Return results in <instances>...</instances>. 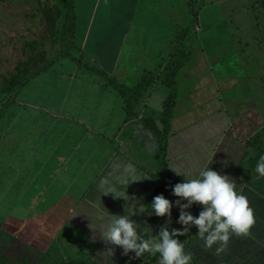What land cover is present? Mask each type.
<instances>
[{
	"label": "rangeland",
	"instance_id": "1",
	"mask_svg": "<svg viewBox=\"0 0 264 264\" xmlns=\"http://www.w3.org/2000/svg\"><path fill=\"white\" fill-rule=\"evenodd\" d=\"M67 9L68 0H0V112L9 101L14 102L0 118V264H16L14 260L31 264L37 253L41 257L35 258L36 264H60L63 253H71L59 244L69 212H55L66 193H81L87 175L81 172L75 176L72 172L64 182L59 180V167L55 166L60 156L53 157L54 144L59 141L50 138L55 128H44L46 136L42 140L47 145L33 149L43 136L36 123L45 120L47 126L45 112L50 113L51 122L59 121L53 116L59 109L68 110L71 115L77 112L83 122H92L95 113L103 108L118 111L108 100L112 92L121 99L123 96L109 85V80L115 78L125 85L122 79L128 60L122 56L115 72L109 69L120 47L119 38L130 22L148 36L143 44L146 39L148 44L154 41L165 54L171 41L175 46V35L192 26L193 32L183 45L185 49L191 45L196 50L203 49V68L213 71V77L207 75L204 79L214 82L208 89L217 91V81L213 80L216 74L222 83L232 85L233 89L225 95L227 100L239 101L255 91L264 109V0H76L77 39L87 40L91 30L86 51L78 47L76 39L74 47L71 44ZM134 39L138 44L139 38ZM150 60L137 58L135 68L152 70L154 64L149 65ZM173 61H166V68L160 72L162 77ZM31 77L15 96L19 83ZM138 84L125 85L130 90L126 89L129 111L155 86L152 83L142 90ZM225 89L221 91L226 93ZM157 92L164 94L161 89L151 93ZM18 100L22 108L17 105ZM222 103L226 105L225 100ZM23 107L36 114L30 117ZM72 125L68 135L76 138L82 126ZM47 218L50 225L43 226ZM66 231L61 238L71 240L74 232ZM70 245L65 246H74ZM85 252L77 246L71 254L78 258ZM68 256L67 259L79 260ZM85 259L87 264H93Z\"/></svg>",
	"mask_w": 264,
	"mask_h": 264
},
{
	"label": "crops",
	"instance_id": "2",
	"mask_svg": "<svg viewBox=\"0 0 264 264\" xmlns=\"http://www.w3.org/2000/svg\"><path fill=\"white\" fill-rule=\"evenodd\" d=\"M96 17L97 13L93 22ZM90 33L91 30L87 40L83 38L81 42L76 36L78 47L84 51L87 50ZM195 35L198 37L199 33ZM137 37L139 45L134 39ZM144 38H148L145 31L130 22L128 30L123 31L122 37L119 38L120 47L116 56L112 57L109 71L115 72L118 62L124 56L128 60L126 64L128 70L122 79L125 85L139 83L145 72H152L157 79L153 82L155 86L151 92L161 89L164 94L149 91L146 98L135 103L133 111L129 114L124 100L118 94L108 91L107 94L111 93L108 101L115 104L118 111L115 108H103L95 113L92 122H83L85 120H81L82 115L77 112L71 115L68 110L59 109L53 113V116L60 120L63 118L65 121L51 122L50 113L45 112V116H48L47 126L44 125L45 120L36 123L43 136L39 144L31 147L33 149L39 146L45 148L47 145V141L42 140L46 136L44 128L48 130L55 128L50 138L51 141H59L54 144L53 149V157L60 156L58 166H55L59 167V180L64 182L65 176H70L72 172L75 176L80 175L81 172L87 175L85 182L81 184V193L78 191L72 196L66 193L64 199L57 205L59 209L55 212H69V215L65 216L66 222L62 225L61 235H66V229L71 233L74 232V237H70L71 240H66V237L61 238L60 235L59 244L71 253L75 252L77 246L81 251H86L85 255H79L77 258L75 254H66L62 250L64 260H67L68 255L77 259L87 258L93 264H122L127 259L128 261L139 259L140 257H136L134 252L125 254L120 246L112 245L104 238L110 223L108 213L127 216L126 207L134 206L135 212L129 216V219L138 226L137 233L144 237L153 236L155 229L165 225L169 228L182 226L177 223L181 209L175 202L184 204L187 201L173 195L172 189L176 183L184 182L185 178L177 176L171 168L186 173L190 178H196L199 172L207 167L228 175L236 182L237 190L242 191L249 200L254 223L247 235L232 236L227 248L219 254L216 253L215 246L211 250H205L202 247L203 241L199 237L196 238L188 250L192 258L199 264H238V262L250 264L263 260L264 178L254 179L257 175L255 172L257 160L264 154V134L262 133L261 149L257 147L256 138L264 129V109L260 105V97L254 91L239 101L235 100L236 98L227 100L225 95L233 89L232 85L222 83L216 74L213 80L217 81V91L214 92L213 88L209 90L208 86L214 82L204 79L207 75L212 76L213 71L209 69L207 72L203 68L205 66L202 60L203 49L196 50L193 45L185 49L190 56L175 77L178 95L166 144L169 175L163 174V165L159 158L162 148L160 137L146 119L152 120L154 125L162 130L163 103L170 94L171 88L162 81L164 76L162 77L163 73L160 72L166 68V61L172 60L174 44L171 41L172 46L165 54L154 41H149L148 44L146 39L143 44ZM196 41L201 43L200 40ZM198 47L201 48L202 45ZM151 52H154V55L151 56ZM192 57L194 60L190 61ZM137 58L147 60L152 58L151 63L147 62L149 65L154 64L152 70L142 66H138L139 69L135 68ZM232 81L234 83V80ZM250 84L253 85L251 82ZM221 88H226V93H223ZM223 100L226 105L222 103ZM20 104L19 101L17 105L22 108ZM22 110L29 112L30 117L36 114L28 108ZM36 110L43 112L37 108ZM73 123L82 126L77 130L76 138H73L71 133L68 135ZM167 180H172L175 184L163 193L164 187L169 185ZM114 193L123 196L115 197ZM160 194L173 202L170 216L158 217L142 210L153 197ZM185 211L197 216L201 211V205L193 204ZM49 225L50 221L47 218L43 226ZM190 227L194 228V226ZM66 244L74 246L68 247L65 246ZM109 249L112 250V254L108 252ZM40 257V253H37L31 258L34 261L30 263L36 264L35 258L40 259ZM14 262L20 264V261L14 260Z\"/></svg>",
	"mask_w": 264,
	"mask_h": 264
},
{
	"label": "clouds",
	"instance_id": "3",
	"mask_svg": "<svg viewBox=\"0 0 264 264\" xmlns=\"http://www.w3.org/2000/svg\"><path fill=\"white\" fill-rule=\"evenodd\" d=\"M177 176H183L184 182L173 186V195L187 202L180 204L181 211L177 223L181 228L161 227L154 236H140L137 225L129 219L135 212V207L127 208V216L109 214L110 223L104 235L112 245L120 246L125 254L134 252L136 257L144 254H158L159 264H191L192 254L186 251L180 237L191 231L195 226L196 235L203 241L202 247L211 250L215 246L217 254L223 252L232 236L247 235L254 223L253 210L249 200L242 191L237 190L236 182L228 175L207 167L199 172L196 178H190L186 173L171 168ZM257 175L254 179L264 178V154L259 156L255 166ZM115 197H122L114 193ZM173 202L163 194L153 197L142 210L149 215L163 217L171 214ZM193 204L201 205L197 216L185 209ZM150 227V226H149ZM149 229H146L148 231ZM108 252L112 254V250Z\"/></svg>",
	"mask_w": 264,
	"mask_h": 264
},
{
	"label": "trees",
	"instance_id": "4",
	"mask_svg": "<svg viewBox=\"0 0 264 264\" xmlns=\"http://www.w3.org/2000/svg\"><path fill=\"white\" fill-rule=\"evenodd\" d=\"M75 1L76 0H68V21H69V25H68V33L71 39V44H74V41L76 39V24H77V13H76V9H75ZM193 32V28L192 26H188L184 29L181 30V32H179L176 36L175 39V46H174V50L172 52V59L174 60L172 62V64L168 67L169 71L168 73L165 75V77L162 79V81L171 88V92L168 95V97L165 99L164 103H163V108H164V112H163V117H162V124H163V128L162 130H160L157 126L154 125V122L150 119H146V121L148 120V123L150 122V127L154 130H156V132L158 133L159 137H160V142H161V152L159 154V158L162 162L163 165V174L169 175V171L167 170V164H166V144H167V137L168 134L170 132V121L172 119V115H173V110L176 104V98L178 95V90H177V83L175 80V77L178 73V70L186 63L187 59L189 58L190 54L188 52H186L185 47L183 45V40L189 35V33ZM74 47V45H73ZM79 65H82V61H78ZM84 65V64H83ZM87 69H89L87 67ZM100 75H104L103 71H98L97 72ZM33 78H29L23 82L19 83V87H18V91H16L15 96H17L18 92L20 91V89H22L27 83H29ZM155 79H157V76L154 75L152 72H145L138 84L139 89L142 90H146L148 88V86H150ZM109 85H112L114 87V89H116L118 91V93L120 95L123 96V100L124 103H126V109L128 110V113L131 114L132 111H129L127 106H130V101H129V92L130 91L128 88H126L125 85H123L122 83L118 82L115 78H110L109 80ZM128 89V91L126 90ZM14 102L11 103V101H9V103H7V105L4 107V109H2V111L0 112V118H3L5 116V110H7L11 105H13ZM264 134V129L258 134V137H256L258 139V143H257V147H261V141L263 140V135ZM261 149V148H260ZM169 185H167L166 187H164L163 189V193L165 191H167L172 185L175 184V182H173L172 180H167ZM182 226H174L172 228H181ZM171 230V228H170ZM159 228L155 229L153 234L156 235V233H158ZM196 227L194 226V228L191 229L190 232L186 233L184 236H181L180 239L184 244L185 250L188 251L189 248L192 245V242L198 238V236L196 235ZM153 235V236H154ZM191 236V237H190ZM148 237V236H146ZM148 254H144L142 257H140L139 259L135 260V261H128L125 260L122 264H141L145 259L146 256ZM133 259V258H132ZM159 262L158 260V254L153 255L152 258L150 259L149 263L147 264H155ZM88 261L86 259H79V260H75V259H67V260H63L61 261L60 264H87ZM191 264H199V262L197 260H195L194 258H192V262ZM250 264H264V259L260 260V261H254L251 262Z\"/></svg>",
	"mask_w": 264,
	"mask_h": 264
},
{
	"label": "water",
	"instance_id": "5",
	"mask_svg": "<svg viewBox=\"0 0 264 264\" xmlns=\"http://www.w3.org/2000/svg\"><path fill=\"white\" fill-rule=\"evenodd\" d=\"M152 256H153V255H152ZM152 256L147 255V256H146V259H145L141 264H147V263H149V261H150V259L152 258Z\"/></svg>",
	"mask_w": 264,
	"mask_h": 264
}]
</instances>
